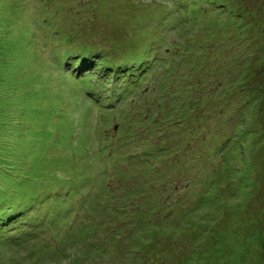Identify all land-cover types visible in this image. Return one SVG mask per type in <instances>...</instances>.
Returning a JSON list of instances; mask_svg holds the SVG:
<instances>
[{"label":"rangeland","instance_id":"374dc122","mask_svg":"<svg viewBox=\"0 0 264 264\" xmlns=\"http://www.w3.org/2000/svg\"><path fill=\"white\" fill-rule=\"evenodd\" d=\"M260 25L262 36L256 35ZM65 35L87 46L83 58L99 59L95 65L110 73H65L67 64L56 59L76 46L65 44ZM163 36L175 42L161 49ZM216 73L206 88L211 97L204 86ZM232 73L238 84L244 80L223 110L235 112L234 132L213 115V103L222 108L232 96ZM183 79L193 84L186 93L197 95L193 110L176 126L194 129L206 107L204 126L215 135L202 132L199 145L213 149L215 161L234 150L236 169L227 180L219 178L218 199L204 205L199 186L207 173L211 179L218 174V162L196 173L187 194L180 189L168 195L181 199H173L166 207L173 211L155 228L162 235L171 226L169 238L184 247L163 246L148 264H264V117L248 103L241 106L264 84V0H0V211L11 204L9 221L31 210L55 214L42 222L52 229L53 247L43 242L45 227L34 222L27 239L15 241L0 230V264H112V237L128 231L118 224L123 213L142 225L154 210L137 188L153 179L165 145L154 113L161 120L168 115ZM216 85H228L222 97ZM113 119L115 135L106 132ZM197 227L204 237L196 235ZM84 233L86 256L80 251ZM88 233L107 236L104 251ZM128 248L113 264H140ZM50 251L58 253L55 258L46 256Z\"/></svg>","mask_w":264,"mask_h":264},{"label":"trees","instance_id":"16d2710c","mask_svg":"<svg viewBox=\"0 0 264 264\" xmlns=\"http://www.w3.org/2000/svg\"><path fill=\"white\" fill-rule=\"evenodd\" d=\"M44 20H46V16L41 18L42 22ZM52 30L54 32L58 33L57 28L52 27ZM180 37H181V34H178L177 39H179ZM64 38L67 41H70V43H65V44H67V45H75L76 44V46H74L72 48H66L64 50H61L60 51L61 56L59 57V59H56V60L64 61V63H63L64 65L67 64L66 69H64L65 73L68 74L69 72H67V69L71 68V71L74 72L75 75H80L82 73V71L73 70L72 67H70L69 63L72 64V63H77V61H79L80 65H82V64L92 65L93 61L90 57H88L86 59L83 58V52H84V49H87V46L82 47V45H78L75 40L71 39L67 35H65ZM158 38L160 39V41H159L160 46L159 47L161 49H163L164 47H167L169 44L172 45V43L175 42L174 40H172V37L169 38L168 36H163V37H158ZM75 47L78 49V52H74ZM73 55L76 56V59L71 58ZM55 63H56V61H55ZM93 63L95 64V61ZM262 95L264 96V84L263 85L257 84L256 87L253 89V91L248 95V97H247L248 101H246V103L250 104L249 110L251 108H253L254 113H255V111H257L259 115H260V112L262 111V114L260 116L264 117V98L262 97ZM230 133L231 132H229L228 134L230 135ZM178 136H179V138L176 141L177 146L181 145L184 138H185L184 130H182V129L179 130ZM159 161L163 165L165 164L163 161H161L160 158H159ZM224 161L225 160L223 159L222 164H219L220 169L222 166L223 170H219L218 174L216 175V182H217L216 184L217 185L219 183V178L221 179V175H223L225 177V174H224L225 170H226V168H229L228 165H226ZM168 169L172 170L174 173H178V174H181L182 176L189 177V171H188L186 162H175L173 164H170ZM235 175H238V173H236ZM223 179L225 180V178H223ZM180 189H185V188L181 187ZM223 189L225 190V193H226L227 187H224ZM171 190H172L171 188H167L166 191L164 192V194L165 195L168 194L169 192H171ZM216 190H217V186H216ZM185 191H186V189H185ZM153 200H154V202H156L155 199H153ZM171 202H173V199H171L170 197L166 201H164V207L161 206L160 210H159L160 216H158V218H159L158 221L151 220V222L147 225V227L139 230L138 228L141 226H144V225L143 224L137 225L136 224L137 220L135 219L134 220L135 225H136L135 227L128 225V227L126 228V230H128V231L126 233H124L123 236L114 235L112 237V239H114L116 241V248H117L116 250L112 249V251L108 252V256L110 257L111 260H113L112 263H114V261L117 259V254H119L121 252V250L126 249L129 246H130V248H128L129 252L133 256H135L136 260L140 264H143V263L148 264L151 262L153 263V260L157 256V253L159 251H161L163 246H169V245L176 244V245H180V246L184 247V244L181 245V244H179V241L174 240L172 238H169V236L171 235V230H172L171 226L167 227V230L163 229L164 231H163L162 235H159L158 229L155 228V226L159 225V222L161 220H165L167 218V216L170 214V212L173 211V210L168 211L166 209V207L169 206ZM10 205H8L7 207H5L3 210L0 211V222L6 221L5 223L0 224V230H1V232H5L6 234H9L11 239L18 241L16 234L12 233V230L10 229V227H8L9 224L7 223L9 221V215L11 213ZM163 214L165 216H163ZM138 221H140V219H138ZM141 231H143L144 233H142ZM95 243L98 246L97 248H100L104 251V245L100 241L96 240ZM117 243H120V245ZM198 244H200V243H198ZM135 249H137V250H135ZM193 249H194V251H197V247H194ZM88 250H90V249H88ZM135 251H138V253H136ZM57 254L58 253L55 251H53V252L50 251L48 253V255H46V256H50L51 258H55V256ZM85 254H87V253L85 252L84 255ZM160 258L161 257L158 258L159 261H160ZM38 261L41 262L40 260H38Z\"/></svg>","mask_w":264,"mask_h":264}]
</instances>
